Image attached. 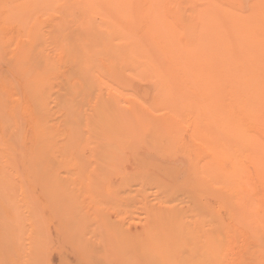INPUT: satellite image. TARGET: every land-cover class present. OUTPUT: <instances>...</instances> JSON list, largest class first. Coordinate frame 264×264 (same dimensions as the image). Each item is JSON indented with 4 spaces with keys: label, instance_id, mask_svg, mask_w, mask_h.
<instances>
[{
    "label": "bare ground",
    "instance_id": "bare-ground-1",
    "mask_svg": "<svg viewBox=\"0 0 264 264\" xmlns=\"http://www.w3.org/2000/svg\"><path fill=\"white\" fill-rule=\"evenodd\" d=\"M0 190V264H264V0H0Z\"/></svg>",
    "mask_w": 264,
    "mask_h": 264
},
{
    "label": "rangeland",
    "instance_id": "rangeland-1",
    "mask_svg": "<svg viewBox=\"0 0 264 264\" xmlns=\"http://www.w3.org/2000/svg\"><path fill=\"white\" fill-rule=\"evenodd\" d=\"M113 183L115 184L116 182H113ZM39 192H38V194H39ZM210 196L213 197L212 195H210ZM210 201L214 206H218V200L217 199L215 200L214 197L211 198ZM227 201H228V198H225L226 203H224L223 206L219 207L220 208V216L222 217V219L224 221H227L229 218V211L230 210H229ZM45 234H46V238L49 237V238H47V241L49 244L47 246V250L45 253V258L47 259V261L45 260V264H78L79 263V259L77 257L78 255H76L77 253L72 252V254H70V252L69 253L66 252V251H71V250H69V249H71V246L69 243L63 241V237L61 235L62 230L59 227V224L55 223L53 225L52 224L48 225L46 230H45ZM234 236H236V235H234ZM226 239H227V237H225V235H223L222 239H220V241H219L220 246L216 245L219 248V250H220V247L225 244L224 242H226ZM57 240H58V242H57ZM60 241H62V242H60ZM50 243H52V244L50 245ZM66 244L70 247L68 248V246ZM227 245H228L227 248L223 252H220V251L215 252V256H218V259H221L222 264H239V263L249 264L250 263L251 245H252L250 235H246L244 240H240V239L232 240L231 243L227 244ZM58 246H62V247H58ZM57 248H59V249L57 250ZM64 251L66 252V254H63ZM72 251H73V249H72ZM207 251H208V255H212L211 244L208 246ZM68 255L70 258L68 257ZM72 255H74L75 258ZM64 257L66 260L64 259ZM70 259H71V261H70ZM232 259H235L234 263H232ZM73 260H74V262H73ZM65 261H66V263H64Z\"/></svg>",
    "mask_w": 264,
    "mask_h": 264
}]
</instances>
